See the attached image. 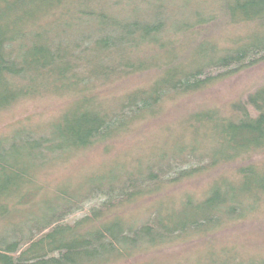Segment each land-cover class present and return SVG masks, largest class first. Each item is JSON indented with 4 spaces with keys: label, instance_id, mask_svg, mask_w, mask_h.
Listing matches in <instances>:
<instances>
[{
    "label": "trees",
    "instance_id": "trees-1",
    "mask_svg": "<svg viewBox=\"0 0 264 264\" xmlns=\"http://www.w3.org/2000/svg\"><path fill=\"white\" fill-rule=\"evenodd\" d=\"M263 67L264 0H0V111L23 99L68 96L44 130L0 137V264H109L243 220L264 201V84L226 112L191 110L150 155L112 159L49 189L39 175L162 117L168 102ZM129 76L140 82L100 94ZM205 171L215 174L200 198L184 193L177 203L121 215ZM92 201L99 203L67 222ZM235 258L209 252L195 264H264V255Z\"/></svg>",
    "mask_w": 264,
    "mask_h": 264
},
{
    "label": "rangeland",
    "instance_id": "rangeland-1",
    "mask_svg": "<svg viewBox=\"0 0 264 264\" xmlns=\"http://www.w3.org/2000/svg\"><path fill=\"white\" fill-rule=\"evenodd\" d=\"M227 33V29H223L220 36ZM206 36L215 39L213 31L208 32ZM139 82L137 76H129L110 88H103L100 94L116 95ZM261 84H264V67L241 71L231 77L217 80L200 92L179 98L173 104L168 102L165 106L167 112L162 117L138 123L106 144L92 146L54 161L40 172L39 182L48 189L60 183H74L85 174L108 165L112 159L130 162L133 158L147 156L151 148L177 133L178 123L191 110L209 107L226 112L231 103L242 100ZM67 104V95H43L17 101L0 111V137L7 136L21 127L44 130L47 123L57 118ZM168 129L172 131L166 137ZM226 170L230 171L231 166L227 165ZM213 174V171H205L175 184L164 185L158 192L142 197L133 205L121 209V215L139 216L157 201H162L163 206L173 204L174 201L177 203L184 193L198 199L205 192ZM98 203L92 201L85 204L83 210L68 216L67 222L86 215L89 209ZM209 252L213 253V256L223 253L243 260L264 255V201L241 221L227 223L205 235H191L155 248H143L129 257L109 264H195L204 260Z\"/></svg>",
    "mask_w": 264,
    "mask_h": 264
}]
</instances>
